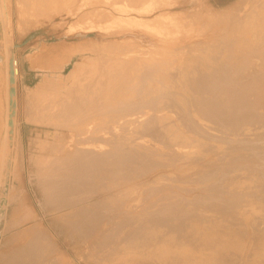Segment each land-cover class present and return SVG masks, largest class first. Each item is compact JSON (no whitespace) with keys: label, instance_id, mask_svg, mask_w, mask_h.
Listing matches in <instances>:
<instances>
[{"label":"rangeland","instance_id":"1","mask_svg":"<svg viewBox=\"0 0 264 264\" xmlns=\"http://www.w3.org/2000/svg\"><path fill=\"white\" fill-rule=\"evenodd\" d=\"M6 3L0 264H264V0ZM6 37L19 110L4 152ZM73 53L90 65L31 107ZM49 98H70L69 118Z\"/></svg>","mask_w":264,"mask_h":264},{"label":"bare ground","instance_id":"2","mask_svg":"<svg viewBox=\"0 0 264 264\" xmlns=\"http://www.w3.org/2000/svg\"><path fill=\"white\" fill-rule=\"evenodd\" d=\"M6 2H7V0H0V3H2V5H0V10H7L8 6H7ZM241 2H243V0H241ZM5 13L8 14V12L3 11V21H4V24H6V23L8 24V16ZM259 15H261V14H258L257 12H254V11L250 12L249 16L247 18L248 19L247 24L248 23L251 24V20L253 19L252 16H259ZM119 19L123 20V21H130L131 25H135L137 27H143V28H149L150 27V26L146 25L144 22H142L141 20L137 19L136 17H130L128 19H126V18H119ZM263 22H264V20L262 18H259L258 24L263 23ZM144 25H146L147 27ZM254 26L255 25H252L251 28H253ZM258 34H262L264 36V24L261 26H257V36H256L257 38H259ZM5 43H6V75H5L6 105L4 107V113H3V118H4L3 123H2L3 124V127H2L3 134L1 136V137H3V142H4V145H3V151L4 152L8 151V149H9V143L12 139V135L14 134V129H15V126L17 123L16 122L17 120L15 121V117L17 114V110H19L17 100L15 97L16 96L15 83H16V80L18 78V69L16 67V64H17L16 58H15L14 51L12 50L10 38L6 37ZM90 56L91 55L89 53H85V54L73 53L72 55H70L68 57L65 56L63 58L62 63H57V65L54 64L55 65L54 67L48 66L46 68V69L53 68L56 71H54L52 69L50 71H45L44 69H42L43 71H45L44 72L45 74H43L44 79H42V81H39L35 85V87L28 90L27 100L30 101L32 104V101H35L37 98H42L45 95V92L54 91L56 89H61L67 83H71V79H73L76 75H78L83 70V68H84L83 66L85 65V64H83V62H87L89 64L88 59ZM76 57H78V60H75ZM71 58H72V61L74 60L75 62H74V64H72V67L67 72V74L64 75L63 71L65 70V68H67V66H69V62L71 61ZM31 63L33 65L34 61ZM41 67H45V66L42 65ZM11 72L13 73L14 83H10V77H11L10 73ZM11 89L15 90L14 94L11 93V91H10ZM55 96L56 95H54L53 97H55ZM49 100H50V98H49ZM61 103H63L64 114H62L63 110H61L59 108V105H61ZM70 103L72 104V100L70 98L64 99L63 102H60L58 104H57V100L55 101V99L54 100L51 99L48 104L47 103L44 104L43 111L46 114H49L51 116L54 115V117L56 119H60L63 116L65 118H69V114L67 113L68 111L65 108H66V105H69ZM33 105H34V103L31 105V107ZM31 107H30V112H32L33 110H36L35 108H33L31 110ZM54 110H56V111H54ZM33 112H35V111H33ZM50 125L57 126V124H55V123H52ZM5 156H7V155L5 154ZM5 156H3V159L5 158ZM4 166H5V161L2 160V162H1L2 169ZM239 190H241V188H239ZM143 246H145V245H143ZM201 246L217 247V248L229 247V245L223 244V243L210 244V245L206 244V245H201ZM149 255H151V254H149ZM148 261L149 260H147V262Z\"/></svg>","mask_w":264,"mask_h":264},{"label":"water","instance_id":"3","mask_svg":"<svg viewBox=\"0 0 264 264\" xmlns=\"http://www.w3.org/2000/svg\"><path fill=\"white\" fill-rule=\"evenodd\" d=\"M10 76H11V77H10V83H14V78H13V73H12V72L10 73ZM10 91H11V93H13V94L15 93V90H14V89H11Z\"/></svg>","mask_w":264,"mask_h":264}]
</instances>
